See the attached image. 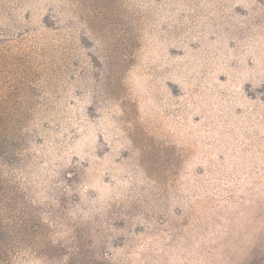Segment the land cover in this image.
Instances as JSON below:
<instances>
[{"label": "rangeland", "instance_id": "1", "mask_svg": "<svg viewBox=\"0 0 264 264\" xmlns=\"http://www.w3.org/2000/svg\"><path fill=\"white\" fill-rule=\"evenodd\" d=\"M0 264H264V0H0Z\"/></svg>", "mask_w": 264, "mask_h": 264}]
</instances>
